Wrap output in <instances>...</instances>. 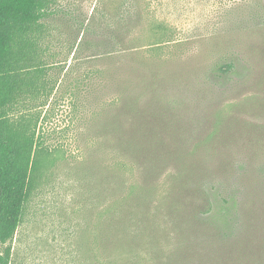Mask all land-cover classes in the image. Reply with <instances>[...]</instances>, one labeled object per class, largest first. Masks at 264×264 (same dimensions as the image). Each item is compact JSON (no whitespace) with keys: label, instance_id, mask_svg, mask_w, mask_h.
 <instances>
[{"label":"rangeland","instance_id":"rangeland-1","mask_svg":"<svg viewBox=\"0 0 264 264\" xmlns=\"http://www.w3.org/2000/svg\"><path fill=\"white\" fill-rule=\"evenodd\" d=\"M45 24L53 80L34 109L43 169L10 264H216L241 239L247 188L264 189V0H60ZM119 28L130 41L121 58ZM153 71L180 144L165 135L152 149L177 148L181 166L195 167L210 205L199 218L209 227L189 219L181 229L168 215L170 154L149 155L151 172L148 160L127 163L108 144L122 92L140 93ZM119 170L127 183H154L135 200L142 217L108 213L126 191Z\"/></svg>","mask_w":264,"mask_h":264},{"label":"trees","instance_id":"trees-1","mask_svg":"<svg viewBox=\"0 0 264 264\" xmlns=\"http://www.w3.org/2000/svg\"><path fill=\"white\" fill-rule=\"evenodd\" d=\"M59 2L0 0V245L3 247L0 264H10V243L21 223L24 206L36 190L42 175V158L37 149L36 136L39 116L34 113V109L41 96L49 97L51 92L53 79L48 76L52 66L43 48L48 32L45 23ZM123 9L126 8L120 7L119 12ZM131 10L133 8L127 5L130 17ZM128 33L119 28V48H122L119 58L126 57L128 53ZM233 66L232 63L226 64L220 70L228 72ZM146 76L140 80V93L122 92L124 97H119L117 112L108 115L107 128L111 130L108 144L118 151V159L122 158L125 162L148 160L149 155L157 162L164 151L170 154L175 168L170 173V183L164 197L168 215L180 227L186 225L189 219L193 220L194 227H209L207 220L199 218V215L205 216L210 211V205L205 189L197 182L195 167L189 171L181 166L183 156L177 148L174 151L169 147L164 148L160 150L161 155L152 149L154 144H164L165 135L177 143L179 139L167 130L170 118L167 110L160 106L163 92L160 85L157 86L162 80L159 71ZM155 130L164 136L154 135ZM218 137H221L218 129L208 135L211 141ZM125 162L122 164L127 167ZM119 165L123 168L121 163ZM154 168L155 165L147 169L153 172ZM122 174L119 170V182L126 185L122 184L126 191L119 205L110 206L108 213L116 211L136 218L142 217L144 214L137 216L135 200L145 201L146 193L150 185L154 188V183L152 185L150 179L143 186L136 182L127 183L120 177ZM245 196L241 239L235 246L227 248L226 256L216 264H264V189L254 186L248 191L247 188ZM144 223L145 220L140 224ZM132 227L134 229H127L129 238L136 237L140 231L136 223ZM182 262L175 261L172 264Z\"/></svg>","mask_w":264,"mask_h":264}]
</instances>
